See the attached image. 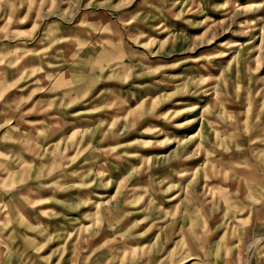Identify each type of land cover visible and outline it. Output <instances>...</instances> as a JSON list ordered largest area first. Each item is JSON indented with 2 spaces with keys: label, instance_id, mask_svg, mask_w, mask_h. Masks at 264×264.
Returning a JSON list of instances; mask_svg holds the SVG:
<instances>
[{
  "label": "rangeland",
  "instance_id": "obj_1",
  "mask_svg": "<svg viewBox=\"0 0 264 264\" xmlns=\"http://www.w3.org/2000/svg\"><path fill=\"white\" fill-rule=\"evenodd\" d=\"M263 163L264 0H0V264H264Z\"/></svg>",
  "mask_w": 264,
  "mask_h": 264
},
{
  "label": "crops",
  "instance_id": "obj_2",
  "mask_svg": "<svg viewBox=\"0 0 264 264\" xmlns=\"http://www.w3.org/2000/svg\"><path fill=\"white\" fill-rule=\"evenodd\" d=\"M5 12H7V8H5ZM12 62H14V61H12ZM7 71H5V72H3L4 74H7L6 73ZM7 84H9L8 82H7ZM80 116V115H79ZM89 118H91V116H88ZM84 118H87V116H80V121H82L83 122V124H81V125H75L74 124V122L73 123H71V128H73L74 129V131L76 130L77 131V129H79V128H81V127H83V128H85L86 126H84V125H87L86 124V119H84ZM75 119L73 118V121H74ZM161 120H159V122H160ZM158 123V122H157ZM69 125H67V126H64V127H68ZM188 129V128H187ZM68 130V129H67ZM66 130V131H67ZM54 131V130H53ZM45 133V132H44ZM46 137V136H45ZM114 139V142H118L120 139H118V138H113ZM14 154V153H13ZM11 156H13V155H11ZM32 157H35V158H32ZM117 157V156H116ZM14 158V160L16 161V159L17 158H15V157H13ZM244 158V157H243ZM28 159H30V161H31V163L32 162H37L38 160L37 159H39V158H37V156H31V157H29ZM108 160V159H107ZM113 159L111 158V159H109L108 160V163L109 164H111V163H114L113 161H112ZM115 161V160H114ZM116 162H117V160H116ZM107 163V161H105V163H104V165L105 166H107V167H109V172H110V174L112 173V166L111 165H109V164H106ZM100 165H103V164H99V163H96L95 164V166H100ZM263 167H264V163H263ZM99 169V168H98ZM236 173H239V171L236 169ZM250 172H253L252 171V169L251 170H249L247 173H249L250 174ZM229 176H233V178H234V182H236V179H235V175H230L229 174ZM107 177H108V179H107ZM105 179H107V181H109L110 180V178H111V176H105L104 177ZM244 180H245V182L243 183V185H244V189H243V193L242 194H240L239 192H237V190H238V188H239V186H240V183H239V180H238V182L236 183V188H235V186H234V188H233V190L232 191H230L231 193H229L228 194V197H230V196H237L238 197V199H242L244 202H245V204L247 205V206H249V208H247V209H249V210H244L245 212H248L247 213V219H252V214H253V212L255 211L253 208L254 207H257L258 208V204H257V202H256V199L254 200V201H252V203H250V202H246L245 201V198H246V193H247V191L251 188V191L250 192H253V193H256V195H257V197L258 196H260V194L258 193L259 191H260V189H262V184L260 183V181L258 180V179H254V178H250V179H245L244 178ZM1 181V180H0ZM2 182V181H1ZM0 182V183H1ZM35 182V181H34ZM36 182H38V183H35V184H32V185H27V186H25V187H23L22 189V191L23 192H21L22 193V195H24V196H26V195H30V197L33 199V200H36V201H39V198H37V195H43V191H45L47 188L45 187L46 185L45 184H43V182L44 181H40L41 183H42V185H39V181H36ZM223 180L220 182V184H223ZM219 183V182H218ZM218 185V184H217ZM224 185V184H223ZM226 185H227V183H226ZM38 186H41V187H38ZM227 187V186H226ZM229 188V187H228ZM128 189V188H127ZM0 190H1V187H0ZM26 190H29L30 192L29 193H27V194H25V191ZM39 191L38 192V194H36V195H31L32 193V191ZM84 192V195H82L81 194V192ZM87 189L86 188H83V190H75V191H70L68 194H70L71 195V193H76V194H79V198H82V199H80V200H85V199H88V198H92V201H90V203H88L89 204V206L90 205H92V204H95V205H98L97 203H95V200L97 201L98 199L95 197L97 194L99 195V194H101L102 192H95V194L94 195H89L88 193H87ZM130 191H131V193L133 192V188H130ZM5 192V191H4ZM42 192V193H41ZM78 192V193H77ZM144 192V191H143ZM1 193H3V191H0V194ZM129 192L127 191V193H126V196L128 197L129 195H127ZM237 193V194H236ZM46 194V193H45ZM134 193H132V195H133ZM194 194V193H193ZM139 195H141V194H139ZM23 196V197H24ZM27 197V196H26ZM184 197V199H187V198H185V195L183 196ZM228 197H225V199H227ZM173 199V198H172ZM171 199V200H172ZM228 200H230L229 198H228ZM14 201V200H13ZM103 201V200H102ZM58 203V202H57ZM63 204V203H62ZM28 205L30 206V207H32V206H34V205H30V203H28ZM65 204H63L62 206H64ZM100 205V204H99ZM98 205V206H99ZM227 205H230L231 206V201H230V204H227ZM12 207H15V202H13L12 203ZM11 207V205H10V207H9V211H12L13 212V208ZM185 207V206H184ZM183 207V208H184ZM186 207H187V205H186ZM194 207L196 208L197 206L196 205H194L193 203H191L190 204V206H189V208L190 209H194ZM67 208H69L68 206H67ZM4 209V208H3ZM197 209V208H196ZM64 210V209H63ZM181 210L182 209H180V210H178L179 212H181ZM66 211H69V210H66ZM103 211L105 212L106 211V209H103ZM221 211L222 212H225V211H228V210H226L225 208H223V209H221ZM29 212L30 213H32V211L31 210H29ZM229 212V211H228ZM6 213H7V211H6ZM221 213V212H220ZM234 213H237L238 214V212L237 211H234ZM13 214H15V212H13ZM221 215H223V213H221ZM262 216H257V218H256V220H259V221H261L262 220ZM32 216H30V222L31 223H33L32 222ZM84 221V223H86L88 226H90L91 224L90 223H93L94 222V220H90V221H88V220H86L85 221V219H83ZM69 221V223L71 222V217H65V219L63 218V222L64 223H67ZM93 221V222H92ZM83 222H80L79 224H84ZM239 222H241V225H237V223H235V225L234 226H230V228H232V230L233 229H238L240 226H242L243 224H242V222L243 221H239ZM246 222V221H245ZM48 223H50V221H48ZM90 224V225H89ZM20 225H22V224H17V225H14V226H12V230L14 231L13 232V240L12 241H8L7 239H8V237L7 236H5V237H3L2 239H1V236H0V242L1 243H3L4 245H7V247L8 246H10V245H13V244H16V245H29V247H31L32 245H35V240H36V236H35V232L34 231H32L31 229H32V226H29V231L26 229L27 228V226H26V228H22ZM25 225H27V223L25 224ZM80 225V226H81ZM181 225L182 224H180L179 225V229H180V232H182V229H181ZM58 226V225H57ZM60 226V225H59ZM64 226V225H63ZM79 225H77L76 227H74V228H79L80 227ZM226 223H225V230H226ZM55 228H57V227H55ZM60 228H61V230H65V231H68L67 229H65V228H63V227H61L60 226ZM74 228H72V229H74ZM56 231H58L57 229H55ZM54 231V230H53ZM237 231H239V230H237ZM228 232V231H227ZM219 234H220V232H219ZM222 234V237H225V234H224V230H223V232L221 233ZM179 236H180V233H179ZM219 236V235H218ZM221 237V236H220ZM220 237H218V238H220ZM181 239V238H180ZM182 239H183V237H182ZM26 241L27 243L26 244H23V241ZM174 243H175V241H174ZM195 243V242H194ZM196 244V243H195ZM32 253L33 252H31L30 251V254L32 255ZM35 253H36V257H37V260L36 261H38V260H40L41 259V256L35 251ZM34 256V255H33ZM96 257H98V254H96L95 255ZM30 257H32V256H30ZM35 257H33L32 259H34ZM33 261H35V259L33 260Z\"/></svg>",
  "mask_w": 264,
  "mask_h": 264
},
{
  "label": "bare ground",
  "instance_id": "obj_3",
  "mask_svg": "<svg viewBox=\"0 0 264 264\" xmlns=\"http://www.w3.org/2000/svg\"><path fill=\"white\" fill-rule=\"evenodd\" d=\"M98 198V197H97Z\"/></svg>",
  "mask_w": 264,
  "mask_h": 264
}]
</instances>
